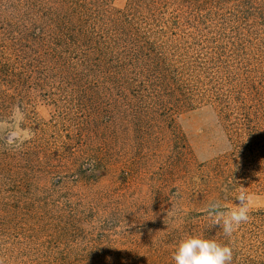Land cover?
Listing matches in <instances>:
<instances>
[{
    "label": "trees",
    "instance_id": "trees-1",
    "mask_svg": "<svg viewBox=\"0 0 264 264\" xmlns=\"http://www.w3.org/2000/svg\"><path fill=\"white\" fill-rule=\"evenodd\" d=\"M263 22L262 0H0V262L97 264L96 216L141 175L131 154L192 112L229 132L219 161L255 159L235 182L213 174L220 192L264 195ZM40 100L66 139L15 127L17 108L33 126ZM240 231L262 262L264 208Z\"/></svg>",
    "mask_w": 264,
    "mask_h": 264
},
{
    "label": "rangeland",
    "instance_id": "rangeland-1",
    "mask_svg": "<svg viewBox=\"0 0 264 264\" xmlns=\"http://www.w3.org/2000/svg\"><path fill=\"white\" fill-rule=\"evenodd\" d=\"M126 1L118 0V4L124 5ZM232 1L224 0L229 6ZM261 32L264 38V22L256 29V33ZM20 111L16 109L14 125L26 139L33 137L36 131L40 133L44 125L49 127L46 130L49 141L68 136L48 102H37L32 116L37 120L33 126ZM169 124L172 126L159 130L167 137V142L155 141L133 151L131 157L139 163L141 175L130 180L131 188L127 191L112 194L98 212L94 238L97 264H174L173 253L180 239L189 234L229 242L222 230L212 227L205 216L209 202L220 201L227 208L237 203L230 193L220 192L224 184L213 181V174L218 172L221 179L226 181L231 177L235 182L239 177H247L249 167L255 171V164L251 162L255 159L244 161L242 165L239 159L219 161L220 156L230 152L229 132L214 113L196 111ZM0 127L4 131L6 124ZM70 130L75 134L72 149L78 152L85 148L82 119ZM75 163L78 165V158ZM242 166L247 174L243 173ZM248 195L251 210L264 208V195L252 191ZM253 240L251 235L243 239L240 229L234 234L231 238L233 264H263L264 260L259 259V245ZM246 244L251 248L245 249Z\"/></svg>",
    "mask_w": 264,
    "mask_h": 264
},
{
    "label": "clouds",
    "instance_id": "clouds-1",
    "mask_svg": "<svg viewBox=\"0 0 264 264\" xmlns=\"http://www.w3.org/2000/svg\"><path fill=\"white\" fill-rule=\"evenodd\" d=\"M5 139L7 140L6 137ZM6 146L22 150L23 141L8 143ZM94 163L91 161L86 167L94 166ZM176 195L179 196V192ZM236 201V205L231 208L225 207L220 201H212L204 210L211 226L220 228L229 242L225 244L202 235L189 234L180 239L172 256L174 264H233L234 250L231 238L242 225L251 220V197L243 186H239Z\"/></svg>",
    "mask_w": 264,
    "mask_h": 264
}]
</instances>
